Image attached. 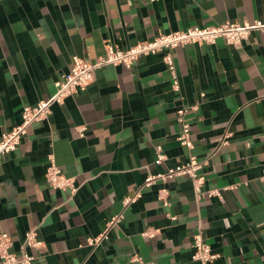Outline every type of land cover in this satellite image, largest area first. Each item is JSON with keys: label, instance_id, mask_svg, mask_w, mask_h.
Masks as SVG:
<instances>
[{"label": "crops", "instance_id": "obj_1", "mask_svg": "<svg viewBox=\"0 0 264 264\" xmlns=\"http://www.w3.org/2000/svg\"><path fill=\"white\" fill-rule=\"evenodd\" d=\"M257 20L264 0H0V137L22 122L24 106L55 93L74 56L94 62L107 44L127 49L160 33ZM171 52L178 88L163 53L105 65L3 155L0 233L12 252L35 228L42 245L28 248L32 264H130L135 255L197 264L201 229L214 264H264V31L240 46L219 38ZM182 107L192 150L178 140ZM191 152L206 161L199 197L186 174L144 186ZM50 156L74 193L47 182Z\"/></svg>", "mask_w": 264, "mask_h": 264}, {"label": "built area", "instance_id": "obj_2", "mask_svg": "<svg viewBox=\"0 0 264 264\" xmlns=\"http://www.w3.org/2000/svg\"><path fill=\"white\" fill-rule=\"evenodd\" d=\"M253 30L264 31V23L257 20L252 23L222 22L203 27L193 26L184 30L157 34L154 38L138 41L127 49H121L112 44H107L105 54L94 62H90L80 56H74L69 72L62 74L56 81L55 93L47 100H43L35 105L24 106L22 111V122L1 135L0 159L5 153L18 148L23 136L26 134L27 127L31 123L48 117L51 112L50 107L53 103L61 104L65 97L86 90L87 86L94 79V71L96 69L108 64H121L130 68L142 55L163 53V61L172 75L175 88H178L179 81L176 64L171 52L172 49L188 43L212 44L219 38H224L227 44L231 46H240ZM187 110L188 108L185 107L178 109V121L182 126L178 140L182 145L192 150L194 148V143L190 124L185 118ZM79 131L83 134L84 127H81ZM157 151L158 157L156 163L160 164L165 159V155L162 153V146H158ZM205 164L206 161L199 160L191 152L187 161L182 165L168 168L164 172L149 175L145 180L144 186H149L156 180H166L186 174L191 179L196 196L199 197L201 188L206 181L205 175L201 172ZM46 180L53 188L70 189L72 193L77 190L73 178L66 176L62 172L53 156L49 157ZM210 194L220 195L217 190L210 191ZM137 195H139V193H137ZM133 199L134 198L131 197L126 198L125 204L130 203ZM119 218L120 216L115 217L110 224H114ZM41 245L42 242L37 237L36 229L31 228L26 232L21 253L18 255L11 251L12 240L9 235L5 232H1V264H32L35 256L28 251V248H38ZM192 246L194 249L192 258L197 264H214L217 255L212 251L210 244L205 240L201 229L195 234ZM130 264L155 263L145 262L138 255H135L131 259Z\"/></svg>", "mask_w": 264, "mask_h": 264}]
</instances>
